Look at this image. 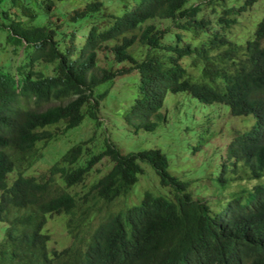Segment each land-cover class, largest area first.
<instances>
[{"label":"trees","instance_id":"trees-1","mask_svg":"<svg viewBox=\"0 0 264 264\" xmlns=\"http://www.w3.org/2000/svg\"><path fill=\"white\" fill-rule=\"evenodd\" d=\"M61 1L43 0L41 11H54ZM257 1L133 0V5H123L120 15L109 14L112 20L103 25L107 21L101 11L103 2L87 0L72 8L67 17L76 22L98 12L84 42L76 46L75 29L69 35L61 32L58 23H51L52 14L47 23L28 24L40 13L22 0H11L16 13L5 28L6 41L22 47L23 57L16 72L0 67V220L6 223L0 239V264H264V11L244 41L228 35L240 15ZM17 15L27 20H18ZM155 17L170 18L177 29L191 27L208 38L196 46H180L182 36L174 32L173 40L165 42L171 28L143 26ZM109 40H119L110 47L114 61L128 62V66L98 67L97 52ZM137 41L148 49L141 61L129 51ZM189 57L190 64L197 69L200 65V81L193 80L198 75L184 66V58ZM37 61L52 65L53 73L34 70ZM133 71L139 74V93L131 113L146 115L140 124L145 129L157 124L149 120L151 116L163 117L160 110L167 91H184L206 103H225L231 115L253 116L250 128L227 144L225 161L215 178L226 187L234 180L233 176L226 178L232 171L253 183L233 191L212 212L206 199L192 196L187 181L169 172V160L160 149L121 153L107 140L84 166L68 169L82 154V144L75 143L46 179L36 181L19 171L7 178L18 156L33 153L38 140L55 139L45 127L63 123V134L86 116L96 120L99 101L108 92L95 93L97 86ZM55 101L64 103L47 106ZM105 156L112 165L84 194L94 199L84 211L103 210L98 202L106 207L128 195L143 172L141 163L152 168L171 197L145 190L137 202L108 212L88 237L74 235L73 244L50 250L48 235L41 233L45 215L68 213L74 206L73 197L54 186V175L63 176L67 186L77 184ZM76 224L73 217L68 219L69 232Z\"/></svg>","mask_w":264,"mask_h":264},{"label":"rangeland","instance_id":"rangeland-1","mask_svg":"<svg viewBox=\"0 0 264 264\" xmlns=\"http://www.w3.org/2000/svg\"><path fill=\"white\" fill-rule=\"evenodd\" d=\"M22 1L26 6L40 13L35 20L27 22L28 24L42 25L47 23V18L52 14L50 17L51 23L56 25L58 23V29L61 32L69 35L75 29L73 34L75 35L74 43L76 46L82 45L91 21L98 16V12H95L93 17L83 18L76 22L68 21V13L72 8L82 6L85 3L84 1L87 0L56 2V8L50 12L41 11L43 0ZM101 1L103 2L101 11H104L107 16V21L103 25H107L112 20L109 14L120 15L123 13L124 4L133 5V0ZM199 1L204 0H188V4H196ZM263 11L264 0H258L247 11L242 13L237 25L234 24L235 26L228 31V35H230L232 40L244 41V38L246 39L250 34V28H252L251 32L253 31L256 21L260 19ZM3 12L6 14L3 15ZM15 13L11 6V0H0V67L2 69L3 67L5 69L8 68L13 72H16L17 66L22 64L20 59L23 57L22 47L15 46L10 39H8L10 41H6L5 28H8V25L15 17ZM205 15L207 17L211 16L208 10H205ZM16 19L27 20L21 15H17ZM147 24H153L158 29L171 28L169 35L164 39L165 42L173 40V33L179 32L170 18L155 17L146 20L143 26ZM135 32L137 31L128 35ZM181 34L184 37L183 44H190L191 46H196L208 38V34L194 30L191 27L182 30ZM118 42L119 40H109L103 43L102 48L97 52V65L99 68L115 69L130 64L128 62L118 63L114 61L110 47ZM147 50L146 44L137 41L130 47L129 51L135 60L141 61ZM191 59L190 57L185 58L184 66L191 74H196L194 76L198 75L197 77H192L193 80L200 81V65L198 74L196 66L190 64ZM34 70H42L46 75L53 73L52 65H45L41 61L35 62ZM13 72H10V74L16 75ZM138 85L139 74L135 71L117 78L113 82L106 81L99 84L95 89V93L102 92L105 89H108V92L99 101L96 114L97 120L86 116L78 126L63 134L60 133L63 123L46 127L47 130L54 133L55 139L45 147L40 148L41 157L32 163L30 167L24 168L25 173L35 174L36 176L47 174V170L75 143L82 144V154L74 164L68 166V169H73L81 164L82 166L86 165V161L92 154L104 148L107 140L118 148L121 153L136 152L148 148L160 149L169 160V172L181 180L187 181L189 183L188 190L192 193V196L206 199L212 212L217 211L233 191L239 190L241 186L248 188L253 183L248 178L239 179L238 175H235L232 171L226 173V178L229 179L233 176L234 180L226 187H222L215 180L221 171L222 162L225 161V144L230 140L235 130H240L248 123V117L231 115L228 105L224 103H204L184 91L175 93L167 91L160 110V114H163V117L156 119L151 116L149 120H156L157 124L153 129H145L140 124L147 119L146 115L141 111L131 113V106L139 93ZM62 103L64 102L55 101L47 106ZM127 114L128 117H126ZM111 163L108 157L102 158L93 165L82 182L71 187H65L66 191L78 198L74 223L92 227L106 213L123 209L137 202L145 190L171 197L168 193V188L159 185L158 177L152 168L146 163H142L143 172L139 175L138 181L128 195L117 198L101 211L83 216L80 209L90 204L92 200L85 201L84 199H79V197L85 194L89 186L110 168ZM227 166H229L228 163ZM16 167V170L22 169L21 163L17 164ZM13 176H15V173L9 174V178ZM57 177L58 184L63 187L64 182L60 178L61 176L57 175ZM98 206L103 207L104 204L99 202ZM3 228L5 229V223L0 221V238L4 231ZM45 229L50 234L48 245L50 244L49 247L51 248L60 249L71 240L66 227V217L59 214L49 216Z\"/></svg>","mask_w":264,"mask_h":264},{"label":"clouds","instance_id":"clouds-1","mask_svg":"<svg viewBox=\"0 0 264 264\" xmlns=\"http://www.w3.org/2000/svg\"><path fill=\"white\" fill-rule=\"evenodd\" d=\"M174 25V24H173ZM175 28H176V26H174ZM177 29V28H176ZM179 30V29H178ZM182 30H184V29H182ZM182 30H179V34L182 36V41L179 43V45L180 46H185L186 44H183V42H184V37H183V35L181 34V31ZM186 30V29H185ZM170 31H171V29H170ZM177 33V32H176ZM185 59V58H184ZM190 95V94H189ZM202 102V101H201ZM204 103H206V102H204ZM216 103H221V102H216ZM225 104V103H224ZM98 109V108H97ZM230 113V112H229ZM163 115V114H162ZM233 116H236V115H233ZM240 117H248L249 118V120H248V123H246V125L244 126V127H242L240 130H235L234 131V133H233V135H232V137L230 138V140L225 144V154L224 155H226V146H227V144L230 142V141H233L237 136H239V134L240 133H242V132H244L245 130H248L249 128H250V126L254 123V117L253 116H251V115H247V116H244V115H239ZM165 117V116H164ZM97 120V119H96ZM52 126V125H51ZM48 127V126H47ZM45 129H46V127H45ZM47 130V129H46ZM54 139L53 138H51V139H48V140H38L37 142H36V147H35V149H34V152L33 153H31V154H29V155H27V156H25V158H23V157H20V156H18V158H17V161H16V163H15V166H17V164H20L21 163V165H22V169H19V170H16V168L13 170V171H11V172H9V174L10 173H15V176L17 175V172L19 171V172H21L22 173V175L24 174L25 176H33L35 179H36V181H40V180H42L44 177H45V179L48 177V175L50 174V169L55 165H53L50 169H48L47 170V174H41V175H39V176H36L35 174H26L25 173V171L23 170L24 168H27V167H30L31 165H32V163H34L36 160H38L40 157H41V153H40V148H42V147H45L46 145H48L51 141H53ZM40 143V145H38ZM105 157H107V156H105ZM104 158V157H103ZM224 158H225V156H224ZM78 159V158H77ZM108 159H110L109 157H108ZM77 161V160H76ZM112 162V161H111ZM239 164V163H238ZM111 165H112V163H111ZM141 165H142V163H141ZM80 166H82V164L80 165ZM84 166V165H83ZM79 167V166H78ZM111 167V166H110ZM108 171V170H107ZM106 171V172H107ZM105 172V173H106ZM9 174L7 175V178L8 179H12V178H14L15 176H13L12 178H9ZM104 174V173H103ZM102 174V175H103ZM57 175H60L59 173H56L55 175H54V179H53V183H54V186L55 187H58V189L57 190H59V191H63V192H65V193H68L69 195H71L72 197H73V199H74V206H73V208L71 209V211L70 212H64V211H61V212H53V213H51V214H48V215H45V217H46V223H47V221L49 220V216H51V215H53V214H59V215H61V216H63V217H66V227H67V221H68V219L70 218V217H73V224H75L74 223V215H75V209L78 207V198L75 196V195H73V194H71V193H69L68 191H66L65 190V187H71V186H73V185H71V186H67L66 185V182L64 181V178H63V176H61L60 178L62 179V181L64 182V186L62 187V186H60L59 184H58V182H57V179H58V177H57ZM84 180V179H83ZM82 180V181H83ZM81 181V182H82ZM80 183V182H79ZM78 184V183H77ZM75 185V184H74ZM90 187V186H89ZM89 190V189H88ZM88 190H87V192H88ZM150 191V190H149ZM86 192V193H87ZM79 199H84L85 201H89L90 199L92 200V202L90 203V204H88V205H86L85 207H83V208H81L80 209V212H81V214L83 215V216H86V215H88V214H90V213H93V212H97V211H101L100 209L98 210V209H96V210H94V211H91V212H88V211H84L89 205H91L92 203H93V201H94V199L93 198H91L90 196L87 198H85L84 197V194L83 195H81L80 197H79ZM116 200V199H115ZM101 202V201H100ZM113 202V201H112ZM99 203V202H98ZM101 203H103V202H101ZM111 203V202H110ZM109 203V204H110ZM135 203V202H134ZM104 204V203H103ZM108 204V205H109ZM105 205L106 204H104V206L103 207H101V206H99V207H101V208H105ZM131 205V204H130ZM97 206H98V204H97ZM129 206V205H128ZM127 207V206H126ZM107 214V213H106ZM106 214L103 216V218L99 221V222H97L95 225H93L92 227H90V226H84V225H82V224H79V223H77L74 227V229L71 231V232H69V230H68V228H67V230H68V234H69V238L71 239L70 241H69V243L66 245H63V247H68L69 245H71V244H73L74 242H75V237H74V235H76L77 237H80V236H85V237H88L92 232L91 231H93L94 230V227L96 226V225H98L99 223H101L102 221H104L105 220V216H106ZM1 221V220H0ZM3 222V221H2ZM5 223V222H4ZM46 223L43 225V227H42V229H41V233H43V234H47L48 235V237H49V240H50V234H49V232L47 233V230L45 229V226H46ZM5 227H6V223H5ZM97 227V226H96ZM95 227V228H96ZM4 229V228H3ZM5 230V229H4ZM43 230H44V232H43ZM3 233H4V231H3ZM3 235V234H2ZM2 238V237H1ZM0 238V239H1ZM49 240L47 241V246L49 247L50 246V244L48 245V243H49ZM62 247V248H63ZM62 248H60V249H62ZM49 249L50 250H52V249H56V250H58L57 248H51V247H49Z\"/></svg>","mask_w":264,"mask_h":264}]
</instances>
